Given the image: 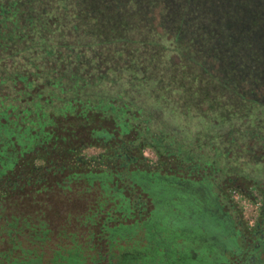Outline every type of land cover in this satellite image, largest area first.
I'll use <instances>...</instances> for the list:
<instances>
[{
	"label": "trees",
	"instance_id": "1",
	"mask_svg": "<svg viewBox=\"0 0 264 264\" xmlns=\"http://www.w3.org/2000/svg\"><path fill=\"white\" fill-rule=\"evenodd\" d=\"M158 7L168 44L142 19ZM161 173L207 181L229 205V190L255 189L258 229L243 238L264 230V0H0V264H32L11 236L37 219L23 240L45 239L50 201L105 244L135 236L140 176Z\"/></svg>",
	"mask_w": 264,
	"mask_h": 264
},
{
	"label": "crops",
	"instance_id": "2",
	"mask_svg": "<svg viewBox=\"0 0 264 264\" xmlns=\"http://www.w3.org/2000/svg\"><path fill=\"white\" fill-rule=\"evenodd\" d=\"M140 179L145 208L138 238L145 243L123 264H228V258L240 254L242 246L249 248L254 237L255 255L249 264H264V230L255 231L247 243L240 221L209 182L179 173L155 178L145 174ZM203 220L208 229L201 225Z\"/></svg>",
	"mask_w": 264,
	"mask_h": 264
},
{
	"label": "rangeland",
	"instance_id": "3",
	"mask_svg": "<svg viewBox=\"0 0 264 264\" xmlns=\"http://www.w3.org/2000/svg\"><path fill=\"white\" fill-rule=\"evenodd\" d=\"M137 8H140L138 5ZM136 8V9H137ZM160 8H155L152 9L151 12H148V14H143V21L146 22L151 28L145 27L146 29H151L154 33L155 37H158V35L165 36V31L168 32L167 36H165V42L166 39L171 38L173 34V27L169 23H165L167 28H163L160 26L161 22V15H160ZM142 15H140L141 17ZM164 42V41H163ZM164 42V43H165ZM166 44H168L166 42ZM171 60L173 63H176L179 61V56L176 54H171ZM217 67L212 66L210 68L211 71L216 69ZM215 72V71H214ZM217 75V73H216ZM226 78V77H225ZM238 87H241L240 85ZM246 87V85L244 86ZM259 94H262V91L259 92ZM175 118L176 124L178 125L179 123H182L181 120L177 116H173ZM165 119L171 123L174 124V122L170 121L169 118ZM195 121V120H192ZM197 124H192L191 122L188 124L189 127H196L199 124V121H195ZM101 152L100 149H95V148H90L85 151V154L87 156H97ZM153 151L150 150L149 154H152ZM149 159V158H148ZM157 161V160H156ZM156 162L154 163V165ZM152 165V166H154ZM52 196V194H46L43 193V195L39 196L42 197L41 199L45 202L46 200H50L49 198ZM127 196V194H126ZM35 199L38 200L37 196H34ZM128 197V196H127ZM115 203V201H114ZM50 206L47 205L46 207H43V210H45L46 216L45 218V229L46 233L45 235L47 236L45 239H36L33 242H28L27 244L24 242V237L25 235L30 232L29 226L31 229H35L36 231H39L38 228V221L33 220L32 224L26 225L25 223L21 222V218H19V221L16 222V227L14 228L15 230L21 229L20 234L13 233L11 238L13 244L17 242L18 246L20 243V247L23 249H28L31 251V256L32 258V264H38V257H42L41 264H44L43 260H46L48 264H68L67 259L70 258V256H79L82 255L85 263L83 264H92V260L95 258L97 259L100 256V253L102 254V257L106 260L107 256H110V262L109 264H121V260H125L126 256L129 254L132 255L137 250H139L142 246H144V239L143 238H138V234L136 233L135 236L128 235L118 242L116 241H109L105 244L106 239L101 238V241H99L98 237V230L96 226H89V225H83L79 221H73V222H68L64 221L62 217L64 218V215L67 212V207L62 206L60 204L54 203V201L49 202ZM227 209L229 210L228 212L231 214V216L241 222L240 230L244 232V229H246L245 222L242 218L241 212H239V209L231 204H226ZM35 206V205H34ZM32 210H37L36 208H32ZM40 221H43L41 218H39ZM134 221H128L126 223V226H132ZM121 223H111L109 225V228H112L114 230H121L123 229L122 226H120ZM1 226V225H0ZM94 230V231H92ZM253 230V229H251ZM1 231V229H0ZM33 231V230H32ZM89 232H94V239L90 240L89 239ZM130 234V233H129ZM4 234L0 232V252L5 251V249L8 247L5 242L6 239H4ZM143 237V236H142ZM108 240V239H107ZM257 242V239L254 237L253 238V243L250 245L254 246L255 243ZM89 244V245H88ZM94 244L96 245L95 250L91 249V245ZM73 251H72V250ZM93 250V251H92ZM241 252L238 255H233L232 257L228 258V264H249V259L251 256H254L255 254L252 253L251 247L243 249V246L241 247ZM19 252V249L18 251ZM53 261V262H52ZM79 264H82L81 262ZM95 264V263H94ZM97 264V263H96Z\"/></svg>",
	"mask_w": 264,
	"mask_h": 264
},
{
	"label": "built area",
	"instance_id": "4",
	"mask_svg": "<svg viewBox=\"0 0 264 264\" xmlns=\"http://www.w3.org/2000/svg\"><path fill=\"white\" fill-rule=\"evenodd\" d=\"M150 150L151 149L149 148L144 149L142 155L146 162L152 166L157 158L154 152L149 154ZM229 198L231 203L239 209V212H241L246 229H254L258 222L259 211L262 206V198L260 194L255 189H251V196L249 197L236 189H231L229 190Z\"/></svg>",
	"mask_w": 264,
	"mask_h": 264
},
{
	"label": "flooded vegetation",
	"instance_id": "5",
	"mask_svg": "<svg viewBox=\"0 0 264 264\" xmlns=\"http://www.w3.org/2000/svg\"><path fill=\"white\" fill-rule=\"evenodd\" d=\"M207 220H208V218H207ZM241 223V222H240ZM201 225L203 226V227H205L206 229H208L209 227H208V221H206V220H203L202 222H201ZM245 242V241H244ZM249 246V245H248ZM202 261H204L205 262V260H202Z\"/></svg>",
	"mask_w": 264,
	"mask_h": 264
}]
</instances>
